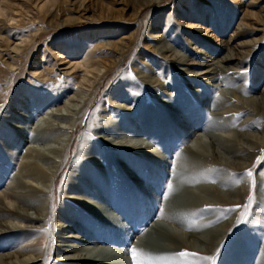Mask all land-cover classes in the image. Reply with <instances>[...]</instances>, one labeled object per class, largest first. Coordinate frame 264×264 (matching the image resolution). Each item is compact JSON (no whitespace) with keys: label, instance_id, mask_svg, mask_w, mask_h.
I'll list each match as a JSON object with an SVG mask.
<instances>
[{"label":"rangeland","instance_id":"rangeland-1","mask_svg":"<svg viewBox=\"0 0 264 264\" xmlns=\"http://www.w3.org/2000/svg\"><path fill=\"white\" fill-rule=\"evenodd\" d=\"M160 46L168 52L157 54ZM230 51L237 61L222 64L230 68L224 75L197 76ZM199 98L209 101L202 105ZM219 99H225V114L217 122L208 113ZM59 111L67 119L56 117ZM195 118L205 130L220 123L212 134L251 150L217 148L218 159L207 147L197 149L201 156L189 152L197 138L208 145L200 127L182 133ZM168 125L166 136L161 131ZM195 170L215 177L194 182L185 173ZM68 180H84L86 189L66 192ZM263 185L264 0H0V220L10 227H0L3 264H62L63 252L56 251L62 244L76 245L71 249L81 254L95 245L127 255L120 264H140L131 241L154 222L182 238H167L177 251L161 257L177 261L166 264H220L237 243L245 249L242 264H258L264 258ZM199 186L214 188L213 203L185 211L163 201H178L179 193L181 205L193 206L187 192L203 195ZM22 200L44 204L48 216L33 222L12 216ZM88 204L113 215L98 223ZM62 208L74 220L60 216ZM169 212L175 223L161 220ZM203 220H210L205 230L227 225L213 254L187 243L191 232L204 230L192 231L187 222ZM82 221L102 231L96 244L82 235L64 238L82 231L71 227ZM121 227L132 232L118 237L126 238L123 244L105 239ZM59 230L63 239H57Z\"/></svg>","mask_w":264,"mask_h":264},{"label":"bare ground","instance_id":"bare-ground-1","mask_svg":"<svg viewBox=\"0 0 264 264\" xmlns=\"http://www.w3.org/2000/svg\"><path fill=\"white\" fill-rule=\"evenodd\" d=\"M158 42H160L161 40H160V38L161 37H154ZM161 43V42H160ZM226 43H228V42H226ZM220 46H222V49H227V48H225L224 46V44H221ZM227 46V45H226ZM224 47V48H223ZM229 49V48H228ZM157 54H163V53H167L168 52V48L167 47H164V46H160V47H158L157 49ZM200 53V52H199ZM229 54L231 55L230 57H227V56H225V57H223L222 59H219L218 61H216V62H213L212 61V66H216L214 69H212V70H210V71H205V72H203V73H200V74H197V76H208V75H211V77H212V75L215 77V76H218V75H220V74H222V75H224V72H227L230 68H228V69H225L226 67H224V66H222V64H227V63H229V62H232L233 60H236L237 61V59L236 58H234V55H232L231 54V51L229 52ZM205 60V59H204ZM241 60V59H240ZM206 61H207V59H206ZM239 63V62H238ZM199 65H201V67L202 66H207L208 67V65H205V64H199ZM236 67V66H235ZM220 83V82H219ZM226 83V82H225ZM229 83V82H228ZM233 86V85H232ZM242 89V88H241ZM227 93H229V92H227ZM231 93V92H230ZM224 96L225 95H223V98H224ZM227 96V95H226ZM200 100H201V102H200V104H202V105H204V103H206V102H208L209 101V99L208 98H204V99H201V98H199ZM225 100V99H224ZM223 99H219L218 100V102H214V104L213 105H211V108L212 109H210V112L208 113V116L210 115V116H213L214 118H215V120L214 121H220L221 119H223L224 117V115L223 114H225V111H223V106H224V101ZM263 100V99H262ZM261 99H260V101H262ZM263 102V101H262ZM214 108V109H213ZM224 108H226V107H224ZM227 109V108H226ZM58 110H60L61 111V109H58ZM225 110V109H224ZM229 110H230V108H229ZM60 111H59V113H60ZM221 111H223V112H221ZM226 112H227V110H226ZM223 118H222V117ZM56 117H59V119H67V116H64L63 114H57V116ZM55 117V118H56ZM189 117V116H188ZM190 118V117H189ZM189 118H187V119H189ZM58 119V120H59ZM187 119H185L184 121H183V126H185V122L187 121ZM199 119V118H198ZM180 120V119H179ZM63 121V120H62ZM66 121V120H65ZM173 123V122H172ZM176 123V122H175ZM244 123V122H243ZM49 124V123H48ZM52 124V125H51ZM50 125L51 126H53V123H51ZM246 124V123H245ZM244 125V124H243ZM247 125V124H246ZM177 126V125H176ZM182 126V127H183ZM197 126V127H196ZM201 121L199 120H197L196 118H195V121L191 124V122H189V124L186 126V128L185 127H183V128H181L182 129V133L183 132H186V135L188 134L187 133V131L190 129V128H192V127H195V128H201ZM62 127V126H61ZM142 127H143V125H142ZM142 127H135V129H134V131H142V130H144V127L142 128ZM179 127V126H178ZM215 127H217V128H221L222 127V125H220V123H219V125H211L208 129L209 130H205V129H202V132L207 136V138H208V145H206L205 143H203V142H205L204 140H202L201 138H197L195 141H194V143H195V146H193V148L192 147H187V150L189 151V152H191V153H194V154H196V153H198V155H200V152H199V150H197V149H200L201 150V152H202V150L205 148V147H207L208 149H206V150H209V154H208V156L210 155V156H214V158H216V159H218V157H219V153L216 151L217 150V148L218 149H220V150H222V151H230V150H237V154H241L244 150H251V149H249V148H247V147H240V146H237L238 144L237 143H235L234 141H232L230 138H229V136H227V135H219V134H212L211 133V131H214V129H215ZM46 128V127H45ZM47 128H48V126H47ZM172 128V125H168V126H165L164 128H163V131H161V132H163V133H166V136H167V134L169 135V133L171 134L172 132L170 131V130H172L171 129ZM249 128V127H248ZM54 129V128H53ZM58 129H61V128H58ZM63 129V128H62ZM66 129V128H65ZM222 129V128H221ZM241 130V129H240ZM54 131H55V129H54ZM160 131V130H159ZM244 134V133H243ZM159 135H161V134H159ZM159 135H157V137L159 136ZM189 135V134H188ZM241 142V141H240ZM243 143V142H242ZM246 143V142H245ZM250 145V144H249ZM255 145V144H254ZM256 146V145H255ZM256 148V147H255ZM258 148V147H257ZM256 148V149H257ZM255 149V150H256ZM205 150V149H204ZM241 150H243V151H241ZM206 152V151H205ZM43 153V152H42ZM56 154H59V153H61V152H55ZM206 154V153H205ZM204 154V155H205ZM201 155H203V154H201ZM200 155V156H201ZM58 156V155H57ZM207 156V155H206ZM215 159V160H216ZM217 161V160H216ZM47 163V162H46ZM56 164V163H55ZM233 165V167H235V168H238V169H240L241 168V165L240 164H238V163H233L232 164ZM55 168V166H53V167H50V168H48V174L47 175H49V174H51L52 172L54 173V169ZM35 169H37V170H40L41 171V169L40 168H38V167H35L34 168V170ZM40 173V172H39ZM42 174H44L43 172H42ZM187 176L186 177H189V176H191V178H193V181L195 182V180H197L196 182H201V180H203V179H205V180H207L208 178H212L213 179V177H215V174H210L211 176H209L208 174H207V172H205V171H200V172H197L196 170L195 171H192V172H190V171H188L187 173H185ZM46 175V174H45ZM221 180L222 179H219L217 182H220V184H222L221 183ZM262 180H263V178L261 177V179H260V183H262ZM77 181V180H76ZM75 180L73 181H71V183H70V181L68 180V183H66V185H65V191L67 192L68 191V189H70L71 191H75L76 193H77V191H78V189H83V188H85V182H84V180H82V181H77L76 182ZM175 182V181H174ZM193 182V183H194ZM175 185V183L172 185V186H174ZM212 186V185H211ZM264 186V185H263ZM95 190H96V188L95 187H93ZM143 188H145V187H143ZM26 189H28L29 191H32V192H34V193H37V194H40L42 197L46 194V192H44V191H42V190H37V189H33L32 187H29V186H26ZM86 189V188H85ZM89 190H90V187H89ZM174 190V189H173ZM181 190H183V189H181ZM180 190V191H181ZM197 191H199L200 193H202L203 195H196V193H193V192H190L189 193V191L187 192V196H188V198H192L191 200L193 201V206L192 205H190V204H186V202H184V204L183 205H181V201H180V196H178V194H177V200L178 201H176L174 198H172L170 201H169V197H167V199L166 200H163L164 201V203H165V205L167 204H169V203H171L172 202V206H174V208L177 210L178 208H179V210L181 209V210H185V211H192V210H195L198 206H200V205H203V204H207V203H210V202H212L213 203V201H212V199H214V196H213V198L211 197V198H209L208 196L209 195H211V193L214 191V188L213 187H209V186H202V187H198L197 188ZM263 191L264 190H260L259 192L261 193V195H264V193H263ZM50 192V191H49ZM97 193L98 192H95V195H97ZM219 194V193H218ZM182 195H184L183 193H182ZM233 195L236 197V198H238L240 195H241V193H240V191H236V193L235 192H233ZM89 196H91V197H96V196H94L93 194H91V193H89ZM147 196V195H146ZM191 196V197H190ZM218 197L217 198H219L220 197V195H217ZM186 197V195H184V198ZM215 197H216V195H215ZM82 198H84V197H82ZM240 198V197H239ZM93 199V198H92ZM175 200V201H174ZM186 200V199H185ZM80 201H81V203H82V200H80V199H78V202L80 203ZM84 202H86V201H84ZM19 203L21 204V206H22V208H23V206H26V207H29V209L33 212V214L35 215V217H28L26 214H24V213H20V211L21 212H25L24 211V209H22L21 207H18V210H19V212H14V213H12L11 215L12 216H14V217H16V218H18V219H20V220H22V221H28V222H33V221H40V220H43V219H45L47 216H48V214H46V213H43V211H44V209H43V205H39L37 202H36V204L35 203H32V202H30V201H28V200H22V201H19ZM158 203V202H157ZM188 203H190V201L188 202ZM88 205H90V204H88ZM159 206H161V203H160V201H159V204H158ZM195 205V206H194ZM94 206V205H93ZM93 206H86V207H88L89 209H91V211H92V213L97 217V221H98V223L100 222H102L101 220H103L104 218H106V217H108V216H112L113 214H109V213H107L106 212V210L105 209H102V208H100L99 207V205H98V207L95 205L94 207ZM176 207H178V208H176ZM192 207H194V208H192ZM190 208H192V210L190 209ZM114 209V208H113ZM113 209H112V211H113ZM173 209V208H172ZM111 211V212H112ZM115 211V210H114ZM113 211V212H114ZM173 211V210H172ZM0 212H3V211H1L0 210ZM180 212V211H179ZM179 212H177V216L179 215L178 213ZM91 213V214H92ZM174 213H175V211H174ZM174 213H171V212H169V213H167V214H164V216L161 218V220L163 219L164 221H167L168 222V220L170 221V222H174L175 223V218H174ZM60 216H62V217H64V218H66L67 220L68 219H70V218H72L73 219V215L71 214V213H68L66 210H64L63 208H62V211L60 210ZM176 214V213H175ZM185 214V213H184ZM2 214H0V218H2L3 219V216H1ZM183 215V214H182ZM7 216H9V215H7ZM115 216V215H114ZM127 216V215H126ZM5 217V216H4ZM107 219V218H106ZM144 219V218H143ZM180 219V218H179ZM71 220V219H70ZM74 220V219H73ZM209 221L210 220H203V221H199L198 223H195V224H193L192 222H190V221H188L187 222V226L190 228V230H202V229H204L203 230V233H201V234H199V235H193V234H196L195 232H191L190 234H189V236L186 238L187 239V243L189 244V247L190 248H192L193 250L194 249H196V248H198V246H203L202 248V250H201V252H208L209 254H213L214 252H215V250H216V247H217V244L219 243V241L221 240V238L220 237H222L223 236V234H224V232H225V229H227V225H225V224H220V225H218V226H216L215 227V229H207V230H205V228L204 227H206V226H208L210 223H209ZM83 223H82V225H74V224H72L71 225V227H73V229H75L76 231H77V227L79 228V230L81 229L82 231H79L78 232V234L76 233V232H74V231H70L69 232V234H67V235H65L64 236V238H67V239H80V238H85L84 239V241H88V243L90 242H92V244H93V242H94V244H96V240H99V239H97L98 238V235H97V233L99 232V236L101 235L100 233L102 232V231H94L93 232V230H89L88 228H86L87 227V224H89V223H87L86 221H82ZM136 222H137V220H136ZM160 222V221H159ZM170 222H168V223H170ZM87 223V224H86ZM91 223V222H90ZM180 223V222H179ZM186 224V223H185ZM112 225V224H111ZM180 225V224H179ZM59 226V225H58ZM80 226V227H79ZM90 226V225H89ZM0 227H2V228H5V229H7V230H10V227H8V225L4 222V221H2V220H0ZM181 227V226H180ZM165 227L164 226H162L160 223H156V222H154V223H152L151 224V226H150V228H149V232H144V233H142V234H138L133 240L134 241H131V243L133 244V247L131 248L132 249V252L134 251V249L136 250V252L138 253V255L140 256L141 254H142V252H143V254H145L147 251H149L148 249H150V259H146V257H144L143 258V256L141 257V259H140V257L139 256H137V258L140 260V264H148L149 263V261H152V264H166V263H174V262H176L177 260H165L163 257H161L162 256V254L163 253H165V251H167V250H169L170 252H174V251H177V247L176 246H173V245H171L170 244V242L171 241H166L167 240V238H171L170 236H173L174 237V239L172 240L173 242L177 239V240H181L182 241V238H180V236H178L176 233L174 234L173 233V231L172 230H174L171 226H168L167 228L168 229H164ZM184 228H185V226H184ZM107 230H105L104 231V235L105 234H107L108 232H106ZM106 232V233H105ZM130 232H131V229H127L126 227H121L119 230H115V233H112V232H110V233H108L107 234V238H105V239H108L109 241H112V239L113 238H116V239H118V237H122L123 235H125V234H127L128 233V235L130 236ZM151 232L153 233V238L151 237ZM132 233V232H131ZM62 230H59L58 231V238L57 239H63V237H62ZM82 235V237H80ZM115 235H117L116 237H115ZM61 236V237H60ZM123 239H126V238H120L119 240H123ZM103 240V239H102ZM102 240H100V241H102ZM108 240H104V241H106V242H109ZM82 241H83V239H82ZM103 241V242H104ZM126 241V240H125ZM62 242H60V244H61ZM88 243L87 242H84L83 244H85V245H88ZM131 245V244H130ZM76 247V245H72V244H66L65 246H64V244H62V246L60 247L59 246V249H57L56 251H59V252H63V254L61 255V257H59V258H61L60 259V261H61V263L62 264H77V263H81V261H83V260H86V259H92V260H94V263L96 264V263H100V262H104L105 264H120L121 262L120 261H118V260H122V262H126L127 261V255H126V257L124 256V254H119V253H116V255L114 254V252H102V251H99L100 250V248H98V247H95V245H93L94 247L91 249V251L90 252H88V254H81L80 253V251L79 250H73V249H71V248H73V247ZM64 247V248H63ZM103 248V247H102ZM197 250V249H196ZM241 251H242V254L244 255V258L243 259H241ZM86 252V251H85ZM102 252V253H101ZM245 249L243 248V246L241 247V243H237L236 245H234L233 247H231V249H230V254H229V256L225 259V260H221V262H220V264H242V263H244L245 262ZM23 253V252H22ZM118 255H121V257L119 258V256ZM133 256V255H132ZM145 256V255H144ZM153 258H155L156 260H158V262L157 263H155L156 262V260H153ZM227 259H228V261H227ZM148 260V261H147ZM3 261H4V258H2V257H0V264H3ZM5 262V261H4ZM154 262V263H153ZM160 262V263H159ZM124 263H122V264H124ZM19 264H28V261H25V260H23V261H20V263ZM93 264V263H92ZM258 264H264V258L263 259H260V261L258 262Z\"/></svg>","mask_w":264,"mask_h":264},{"label":"crops","instance_id":"crops-1","mask_svg":"<svg viewBox=\"0 0 264 264\" xmlns=\"http://www.w3.org/2000/svg\"><path fill=\"white\" fill-rule=\"evenodd\" d=\"M112 241H114V242H116V243H121V244H123V241L122 240H119V239H116V238H113L112 239ZM149 251H147L144 255H145V257H146V259H150V249H148ZM158 262V260H156V262L155 263H157ZM160 263V262H159Z\"/></svg>","mask_w":264,"mask_h":264}]
</instances>
